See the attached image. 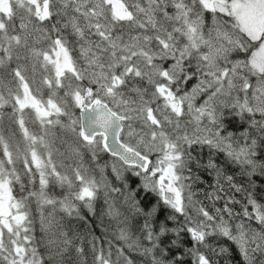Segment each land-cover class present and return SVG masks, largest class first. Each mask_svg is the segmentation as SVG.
<instances>
[{
	"label": "snow or ice",
	"instance_id": "snow-or-ice-1",
	"mask_svg": "<svg viewBox=\"0 0 264 264\" xmlns=\"http://www.w3.org/2000/svg\"><path fill=\"white\" fill-rule=\"evenodd\" d=\"M0 264H264V0H0Z\"/></svg>",
	"mask_w": 264,
	"mask_h": 264
}]
</instances>
